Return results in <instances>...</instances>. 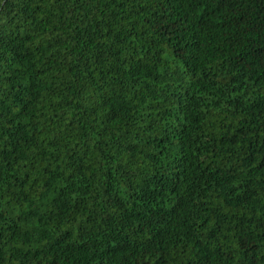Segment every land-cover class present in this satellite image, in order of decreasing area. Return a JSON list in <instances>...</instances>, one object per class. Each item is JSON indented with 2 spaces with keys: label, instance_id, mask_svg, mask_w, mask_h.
I'll list each match as a JSON object with an SVG mask.
<instances>
[{
  "label": "trees",
  "instance_id": "16d2710c",
  "mask_svg": "<svg viewBox=\"0 0 264 264\" xmlns=\"http://www.w3.org/2000/svg\"><path fill=\"white\" fill-rule=\"evenodd\" d=\"M0 264H264V0H0Z\"/></svg>",
  "mask_w": 264,
  "mask_h": 264
}]
</instances>
